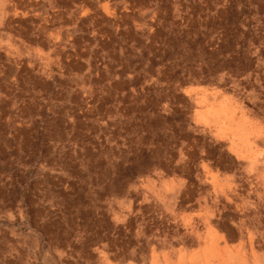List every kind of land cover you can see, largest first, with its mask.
Wrapping results in <instances>:
<instances>
[{"label":"rangeland","instance_id":"obj_1","mask_svg":"<svg viewBox=\"0 0 264 264\" xmlns=\"http://www.w3.org/2000/svg\"><path fill=\"white\" fill-rule=\"evenodd\" d=\"M0 264H264V0H0Z\"/></svg>","mask_w":264,"mask_h":264}]
</instances>
